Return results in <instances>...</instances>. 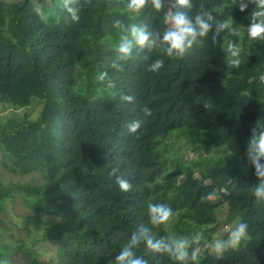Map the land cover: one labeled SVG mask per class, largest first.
Returning a JSON list of instances; mask_svg holds the SVG:
<instances>
[{"label": "trees", "instance_id": "obj_1", "mask_svg": "<svg viewBox=\"0 0 264 264\" xmlns=\"http://www.w3.org/2000/svg\"><path fill=\"white\" fill-rule=\"evenodd\" d=\"M129 2L0 0V103L14 108L0 116V215L26 210L31 235L12 244L0 231L2 249L35 257L33 247L51 244L56 264H114L136 232L187 237L189 252L197 250L192 264H264V201L253 195L260 180L248 155L253 129L264 132V39H251L248 27L264 10L255 0H191V9L164 0L157 12L148 0L131 12ZM178 10L212 27L183 58H169L165 14ZM133 25L150 34L151 48L136 42ZM121 37L131 41L127 59L117 51ZM157 59L163 68L149 71ZM134 120L142 124L130 133ZM113 168L131 192L120 193ZM150 203L171 207L174 220L152 225ZM241 222L246 238L217 254V228ZM133 251L148 264H177L143 239Z\"/></svg>", "mask_w": 264, "mask_h": 264}, {"label": "clouds", "instance_id": "obj_2", "mask_svg": "<svg viewBox=\"0 0 264 264\" xmlns=\"http://www.w3.org/2000/svg\"><path fill=\"white\" fill-rule=\"evenodd\" d=\"M258 9L264 10V0H255ZM148 0H130L127 7L131 12H140L144 9ZM151 4L154 10L157 12L162 11L164 8V0H151ZM176 6L181 9H191V0H176ZM66 10L71 16L73 23H78L80 20L77 10L67 7ZM245 6H241L240 11L243 12ZM254 16L260 17L264 16V11H257ZM212 17L208 15V20ZM165 21L171 22L172 27L163 33V41L167 44L165 50L166 55L169 58H183L189 49L197 42L198 38L205 37L212 25L207 22L201 15H196L191 18L184 11H175L170 16L165 14ZM121 21H115L114 27H120ZM228 27L226 23L220 24L217 32L221 29ZM131 32L136 42L141 46L147 44L149 48L152 47L150 42V34L144 32L142 29L138 30L135 25L131 26ZM248 36L251 39H264V20L260 22H253L248 27ZM123 41L117 51L120 53L121 59H127L130 57L131 53V41H128L127 37H121ZM232 45H229V49H232ZM232 56L236 57L239 55V49L232 51ZM232 64L239 67V60H233ZM164 66V61L162 59L155 60L149 65L148 70L151 72H159ZM104 75H107L105 73ZM122 99L132 102V96H124ZM204 107L207 109L211 105L205 103ZM145 116H151V109L148 107L143 108ZM142 121L134 120L127 125V130L130 133H136L141 127ZM249 159L254 165L256 170V175L260 180V183L254 187L253 195L257 198V201H264V164L260 163L261 159H264V132L259 135L256 134V130L253 129V136L249 143ZM118 169H112V175L116 178V183L119 186L120 193H129L132 191L133 185L124 178V176L116 175ZM148 214L150 223L154 226L168 225L175 218V213L171 207L162 203H150L148 204ZM248 225L246 223H239L229 234L227 241L217 240L215 241L213 247L217 254L222 253L227 248L237 247L243 238H246ZM147 232L148 230L145 229ZM201 235L197 233L193 237V242H198ZM143 239L146 247L153 253L164 254L167 253L177 264H192L197 259V252L195 249L189 252L190 241L187 237H180L176 239L161 237L156 239L152 235L146 237L139 236L136 232H133L131 239L127 244L123 246L120 253L115 257L114 264H148V262L143 258H134L133 249L138 247ZM0 264H9L7 259H0Z\"/></svg>", "mask_w": 264, "mask_h": 264}, {"label": "rangeland", "instance_id": "obj_3", "mask_svg": "<svg viewBox=\"0 0 264 264\" xmlns=\"http://www.w3.org/2000/svg\"><path fill=\"white\" fill-rule=\"evenodd\" d=\"M167 27H172L170 21L166 23ZM14 112V108L11 105L0 103V116L1 117H12ZM25 111L17 112V119H20L24 116ZM39 114V110L37 109L35 112L30 115V118L35 119ZM222 147L215 149L213 153V157L217 158V156L222 151ZM180 156H184V159H191V155L180 153ZM182 178L179 179L181 181ZM30 214L21 208H17L16 206H8L5 210V216L0 215V219L4 221V224H0V231L2 233L3 239L8 242L15 244L16 241L20 242H31L29 239L31 237L30 232L25 229L26 217ZM225 218V215L224 217ZM236 227L235 224L225 225L223 227H218L215 231L214 242L217 240H221L223 236H226L228 239V234ZM31 229V228H30ZM220 237V238H219ZM32 245L27 247V250H31ZM197 251V250H196ZM33 252L35 257L32 255H28L26 252L22 251L20 248L16 247L14 254L10 256L5 250L2 249L0 244V259H7L9 264H56V249L52 247L51 244H39L33 247Z\"/></svg>", "mask_w": 264, "mask_h": 264}]
</instances>
